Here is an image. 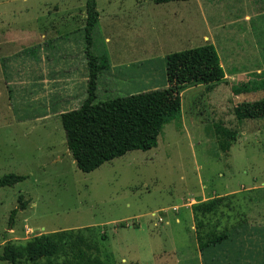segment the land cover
Segmentation results:
<instances>
[{
    "label": "rangeland",
    "instance_id": "rangeland-1",
    "mask_svg": "<svg viewBox=\"0 0 264 264\" xmlns=\"http://www.w3.org/2000/svg\"><path fill=\"white\" fill-rule=\"evenodd\" d=\"M95 1L99 24L89 43L86 0H0V178L26 177L0 188V256L5 243L68 231L95 245L91 254L103 264H202L196 234L206 241L208 233L235 231L206 251L217 262L204 264H264V119L233 115L238 104L264 99V91L239 94L247 81L264 78L262 37L244 33L245 0ZM40 38H47L42 61L13 55ZM210 43L225 80L210 92L185 89L180 117L162 126L155 148L127 152L88 174L77 169L59 114L86 98L88 54L108 57L96 91V101L105 102L166 88L165 57ZM53 74L62 100L51 104L57 115L38 119L44 85L26 76ZM72 84L76 91L65 92ZM216 126L237 133L228 153L218 148ZM20 196L27 205L11 219ZM212 200L219 201L216 212L195 221L192 208ZM72 254L67 249L51 264Z\"/></svg>",
    "mask_w": 264,
    "mask_h": 264
},
{
    "label": "trees",
    "instance_id": "trees-1",
    "mask_svg": "<svg viewBox=\"0 0 264 264\" xmlns=\"http://www.w3.org/2000/svg\"><path fill=\"white\" fill-rule=\"evenodd\" d=\"M186 1L189 0H155V3ZM85 16L83 38L90 43L93 31L99 24L95 0H86ZM165 69L167 87L164 89L97 102V80L109 70L108 57L106 54L100 57L87 55L86 98L77 109L60 116L67 151L80 172L91 173L130 151L146 152L155 148L162 126L180 117L181 94L185 89L203 85L210 92L225 80L224 70L212 45L167 55ZM258 91H264V78L247 81L241 86L239 94ZM233 115L237 121L264 119V99L238 104L233 109ZM215 130L218 148L228 153L237 133L222 126H216ZM25 179L20 175H4L0 178V188L12 187ZM18 203L19 207L11 212V219L27 205L22 196L18 198ZM218 206V200L194 206V220L197 221L200 215L215 213ZM206 236L208 240L203 241L202 236L196 234L201 252L216 248L228 240L225 233L212 232ZM67 249L73 253L72 258L62 264H103L98 256L91 254L98 253L95 245L85 242L80 235L73 239V233L68 231L41 234L23 246L5 243L0 261L7 264L21 261L38 264L44 260L51 264V260L65 254Z\"/></svg>",
    "mask_w": 264,
    "mask_h": 264
},
{
    "label": "crops",
    "instance_id": "crops-1",
    "mask_svg": "<svg viewBox=\"0 0 264 264\" xmlns=\"http://www.w3.org/2000/svg\"><path fill=\"white\" fill-rule=\"evenodd\" d=\"M255 1H257V0H245V9H243L244 33H245L246 38H251V36L253 38V35L255 36V38H258V35H260V37H262V38H260L261 43L264 44V0H259L260 1L259 13H256L254 11V8H256ZM186 2H188V1H186ZM177 15L179 18V22L181 24L186 23L185 18L183 19L182 15H179L178 13H174V18H176ZM85 18H86V16H85ZM46 39L47 38H40L36 44L35 43L34 44L29 43V46L25 47V49H23V50L19 49V51H15L13 55L17 56V55L22 54L25 56V58L27 60L34 59L35 62H36V60H38V62L42 61L44 59L43 53H42V52H44L43 43H44V40H46ZM184 39L186 42H188V38H184ZM2 41L5 42L6 40L3 39ZM106 41L109 42L108 37H106ZM0 45H1V42H0ZM33 45H35V46H33ZM206 45H212L218 54V51H217L214 43H210V44H206ZM188 46H190V45H188ZM194 48H196V47H194ZM33 49L35 51L38 50L41 57L30 55L29 52L32 51ZM8 55L10 57V54H8ZM218 57H219V54H218ZM219 61H220V57H219ZM38 62H36V63H38ZM220 64H221V62H220ZM1 72L3 73V71H1ZM224 74H225V72H224ZM36 77H38V79H40L41 84L44 85L42 93H43V96H45L44 98H46L45 99L46 104L44 105V108H43L44 116L42 118H38V119L44 118L45 120H48L49 118H51V116L54 117V115H57V112H53V111L51 112V104H53L54 100H55V102L62 100L61 97L59 96L61 94L60 92H61L62 88L60 86H58V79H55L57 77L54 74L49 78H47V77L40 78L39 75L35 76V77L28 75V76H26V80L35 79ZM18 80L20 82L23 81L22 79H18ZM82 81H84V82L87 81V75L86 74H85V77H83ZM63 89H65V87ZM66 91H76V86L72 84L69 86L68 89H65V92ZM48 104H50V105H48ZM52 114H54V115H52ZM61 114H59V115L61 116ZM234 232L229 231L228 232V238L231 237L234 234ZM197 247L199 250V255H200L202 264H204L205 259L207 261H211L212 263L217 262V257L215 256L214 253L207 256L208 254L207 255H205V254H206V251H208V250H206L205 252H201L199 249L198 243H197ZM216 249L217 248L213 247L210 250L215 251ZM244 258L246 259V256Z\"/></svg>",
    "mask_w": 264,
    "mask_h": 264
}]
</instances>
